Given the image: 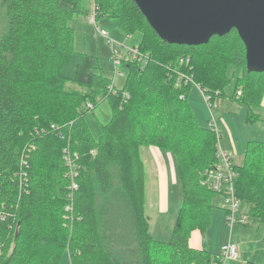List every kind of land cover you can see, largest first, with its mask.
Returning <instances> with one entry per match:
<instances>
[{"label": "trees", "instance_id": "1", "mask_svg": "<svg viewBox=\"0 0 264 264\" xmlns=\"http://www.w3.org/2000/svg\"><path fill=\"white\" fill-rule=\"evenodd\" d=\"M97 3L98 20H116L128 37L142 34L133 48L143 60L119 63L123 89L103 74L99 57L75 48L71 22L88 15L84 0L1 2L0 264H61L66 253L72 264H225L222 253L190 246L194 231L205 241L212 225L216 193L203 174L219 163L220 137L198 125L188 97L199 86L216 101L236 65L233 98L254 124L262 121L253 107L264 97V73L247 72L236 30L207 45H171L133 0ZM181 73L194 83L179 82ZM103 102L111 115L95 140L85 118ZM145 147L177 161L183 201L166 242L153 236L146 212ZM65 150L78 166L77 190ZM233 166L236 197L248 218L264 223V142H249L243 165Z\"/></svg>", "mask_w": 264, "mask_h": 264}, {"label": "rangeland", "instance_id": "2", "mask_svg": "<svg viewBox=\"0 0 264 264\" xmlns=\"http://www.w3.org/2000/svg\"><path fill=\"white\" fill-rule=\"evenodd\" d=\"M1 2L2 0H0V34L4 26V12L1 8ZM84 7H86L85 10L88 15L79 16L71 22L76 34L75 48L79 52L99 57L103 74L113 80L117 89H123L127 79V71L121 65L116 72L115 61L127 57L129 48L139 46L142 41V34L135 33L131 37L124 35L119 31L117 21L111 18L99 20L96 18L94 24L89 20L92 13L91 2L84 0ZM96 26L105 30L108 37L101 36ZM109 39L115 43V47L119 51L118 54L114 51V44L112 45ZM227 75L229 81L225 86L223 96L221 95L212 102V107L207 103L204 91L198 86L191 88L188 100L196 115L198 125L202 128L213 127L217 130L218 133L215 132V134L220 137L217 146L218 154L227 153L231 156V161L235 166H241L245 161L249 142H264V97L261 105L253 107V112L259 114L262 121L254 124L247 123L248 108L233 98L236 95V82L241 75V69L236 65H229ZM241 96V94H237V97ZM110 115L109 103L103 102L93 113L86 116V122L95 140L100 139L103 133V124L108 121ZM147 149L148 147L142 148V157L146 165V212L150 218L153 236L166 242L171 239L183 201L177 176V161L173 154L165 151L166 155H169L167 165L170 171V184L169 205H164L161 201V188L158 187L155 178V166L157 165L148 157ZM224 161L225 159L220 156V162L223 164ZM176 177L177 182L175 183ZM213 204L215 209L212 225L205 234L208 250L213 253H221L222 246L232 240L233 243L238 244L240 259L236 261L226 260L225 264H264V223L249 218L245 223L236 224L231 230L227 223L226 211L223 210L225 197L216 194ZM239 206L238 217L249 214V207L244 201H240ZM196 235H192L193 240L192 243L190 242L194 247ZM61 264H72L68 253L64 255Z\"/></svg>", "mask_w": 264, "mask_h": 264}, {"label": "water", "instance_id": "3", "mask_svg": "<svg viewBox=\"0 0 264 264\" xmlns=\"http://www.w3.org/2000/svg\"><path fill=\"white\" fill-rule=\"evenodd\" d=\"M166 43L196 47L236 30L248 73H264V0H133Z\"/></svg>", "mask_w": 264, "mask_h": 264}, {"label": "built area", "instance_id": "4", "mask_svg": "<svg viewBox=\"0 0 264 264\" xmlns=\"http://www.w3.org/2000/svg\"><path fill=\"white\" fill-rule=\"evenodd\" d=\"M89 1H91L92 3V13H91L90 20L92 21V23L95 24L99 5L97 3V0H89ZM96 27L98 28V31L101 36L105 38L108 37V33L105 30L99 29L98 26ZM109 42L112 45L114 44L113 47L115 49V52L117 53L118 50L115 47V43L111 39H109ZM128 55L135 60H140V61L143 60V56L140 54V52L136 48H129ZM187 61L189 62V59ZM119 63H120V60L115 61V71L116 72L118 71ZM187 76L181 73L179 77V82L182 79H185L187 83L189 82L194 83L192 82L191 77L189 76L187 77ZM111 90H114L113 87H111ZM238 94L240 95L241 92H238ZM205 98H206L207 103L210 105V107H212L213 103L210 102L209 97L205 96ZM92 107L93 105L91 104L88 105V108L91 109ZM53 128L54 129L56 128L55 125H53ZM211 129L214 132H217L215 128L212 127ZM62 134H60L61 137H63ZM74 156H77V155L75 154ZM220 156H222L225 159L223 164L222 162H220ZM65 159H66L67 166L70 167L69 177L73 179L72 187L73 189L77 190L78 185L75 182V179L78 177V166L75 164L74 159L72 158L71 155L67 153V151L65 154ZM218 159H219V163H216L214 167L204 172L203 174L204 184L208 186L216 194H219L225 197V204H224L223 210L226 211L225 214L227 217V223L230 229L232 230L236 224L245 223L249 218L247 215H243V217H238L239 209H240V206H239L240 200L236 197V193H235V179L237 177V173L234 170V166L231 161V156L228 155L227 153L222 152V154L220 153L218 154ZM221 253L225 261L226 260L236 261L240 257V251H239L238 245L231 241L222 246Z\"/></svg>", "mask_w": 264, "mask_h": 264}, {"label": "crops", "instance_id": "5", "mask_svg": "<svg viewBox=\"0 0 264 264\" xmlns=\"http://www.w3.org/2000/svg\"><path fill=\"white\" fill-rule=\"evenodd\" d=\"M91 9H92V3H91ZM89 20H90V18H89ZM114 51H115V49H114ZM120 62H121V60H120ZM108 121H109V118H108ZM149 148L147 149L146 153H147L148 157H150L157 165V166H155V170H156L155 178H156V183L158 184V187L161 188V201H162V204L169 205L168 198H169V184H170V182H169V172L170 171H169V168H168V165H167V160L169 159V155H166L165 151L161 150L159 148H156V147H151L150 149ZM174 182L175 183L177 182V177H176V180H174ZM165 200H166V202H165ZM194 234H197L194 237L195 238L194 239L195 247L192 246V244H190V246L193 247V248H196V249L205 248L206 247V242L204 241L203 236L200 233V231H194L192 233V235H194ZM192 235L190 237V242L191 243H192V240H193L192 239ZM230 241L232 242V240H230ZM239 259H240V257H239Z\"/></svg>", "mask_w": 264, "mask_h": 264}]
</instances>
